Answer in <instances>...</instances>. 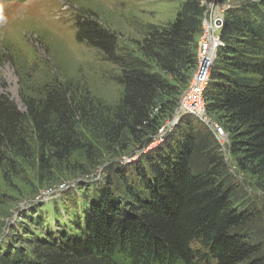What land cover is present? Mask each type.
<instances>
[{
	"label": "trees",
	"instance_id": "16d2710c",
	"mask_svg": "<svg viewBox=\"0 0 264 264\" xmlns=\"http://www.w3.org/2000/svg\"><path fill=\"white\" fill-rule=\"evenodd\" d=\"M204 13L202 0H183L173 22L146 27L138 56L120 51L98 22L77 18L76 41L120 69L114 105L59 81L22 98L24 111L0 95V167L33 160L44 182L75 155L87 161L84 177L106 154L139 153L133 164L108 167L107 180L84 185L85 196L71 191L65 216L52 207L24 216L0 244V264H264L261 212L210 128L185 114L144 152L196 67ZM224 14L205 112L229 135L236 167L264 190V0Z\"/></svg>",
	"mask_w": 264,
	"mask_h": 264
},
{
	"label": "rangeland",
	"instance_id": "374dc122",
	"mask_svg": "<svg viewBox=\"0 0 264 264\" xmlns=\"http://www.w3.org/2000/svg\"><path fill=\"white\" fill-rule=\"evenodd\" d=\"M244 1L232 0L209 8L210 0H202V6L205 13L208 10V16L217 13L224 18L226 9ZM182 3L183 0H0V95L24 111L22 98L35 96L39 87L59 81L70 82L79 88L78 92L86 89L97 102L116 104L122 93L115 81L120 69L104 61L102 54L91 46L76 41L77 18L98 22L116 36L120 51L138 56L136 42L143 39L146 27L173 22ZM203 34L202 23L197 45ZM187 76L190 79L177 98L178 103L193 82L194 71ZM176 110L177 107L159 129L160 136L144 152L158 146L179 117L185 115L176 114ZM189 116L210 130L212 125L218 126L207 115V121ZM228 137L223 131V137L216 140L224 150L230 173L261 212L264 225V190L259 189L251 175L236 167L227 153ZM129 151L104 155L102 166L97 165L95 172L89 170L84 177L80 170L87 161L82 155H75L67 163L59 164L44 182L39 181L33 160H17L11 167H0V244L6 242L12 228L18 230L24 216H38L51 207L55 215L65 216L62 207L71 205L67 201L71 191L78 189L85 196L86 192L81 190L84 185L94 178L107 180L108 167L121 168L137 162L139 153ZM85 178L88 180L84 181Z\"/></svg>",
	"mask_w": 264,
	"mask_h": 264
},
{
	"label": "built area",
	"instance_id": "2783aa9c",
	"mask_svg": "<svg viewBox=\"0 0 264 264\" xmlns=\"http://www.w3.org/2000/svg\"><path fill=\"white\" fill-rule=\"evenodd\" d=\"M219 5L217 0H210L208 7ZM208 10L203 19L204 34L197 45V64L194 70V79L190 87L182 95L178 103L176 114L182 113L192 115L198 119L207 121L203 94L212 72L216 52L220 46L219 32L223 27L224 18L222 14L215 13L208 16ZM181 115V114H180ZM212 131L217 140L223 137V130L217 125H212Z\"/></svg>",
	"mask_w": 264,
	"mask_h": 264
},
{
	"label": "water",
	"instance_id": "95a60500",
	"mask_svg": "<svg viewBox=\"0 0 264 264\" xmlns=\"http://www.w3.org/2000/svg\"><path fill=\"white\" fill-rule=\"evenodd\" d=\"M160 135H158V137H159Z\"/></svg>",
	"mask_w": 264,
	"mask_h": 264
}]
</instances>
